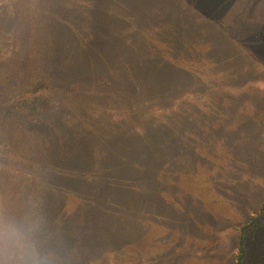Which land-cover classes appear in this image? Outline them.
I'll return each mask as SVG.
<instances>
[{"label":"rangeland","instance_id":"1","mask_svg":"<svg viewBox=\"0 0 264 264\" xmlns=\"http://www.w3.org/2000/svg\"><path fill=\"white\" fill-rule=\"evenodd\" d=\"M46 1L48 5L45 7ZM73 1L76 3L69 4L74 10L68 6V0H24L17 5L13 20L6 10L0 13V36L10 29L22 33L19 38L22 54L15 57L19 59L18 68L26 61L28 68L24 70H34L36 66L30 61L33 53L37 54L41 64L37 67L43 72H52L47 68L49 65L56 70L53 59L63 60L60 55L64 63H70L71 56H76L72 58L73 62L80 64L97 63V75L92 77L91 83L99 89L122 90L125 94L121 93L119 97L122 101L125 99L127 105L125 116H131L132 110L141 114L145 106L138 102L139 98L135 99V95L140 96L141 88L133 85L130 90L121 80L104 73L106 66L95 56L102 53L97 39L105 35L101 27L104 20L98 12L101 13L103 5L105 10H111L112 0H96L97 25L90 20L83 22V33L90 34L88 41L57 25L61 18L73 21L70 13L81 7V3L86 6V0ZM121 2L134 13L135 0ZM39 10H43L40 13L43 22L46 13L51 17L41 30L35 29L31 34L34 23L28 15L34 13L31 16L38 20ZM152 10L154 20L149 21L150 31L165 46L158 50L144 46L133 64L137 72L148 64H158L173 69V73L163 69L159 84L162 97L152 95L149 99L153 103L160 98L166 100L175 91H180L185 98L188 97L185 91H189L190 95L204 96L206 101L194 104L190 101L181 107L174 115L176 122L158 127L161 136L171 131L169 135L163 137L162 142L150 144L153 152L149 153L146 145L145 153L139 155L143 163L148 166L157 164L163 170L160 173L149 171L150 180L162 179L164 185L161 189L175 195L177 204L169 210L164 207L157 212L159 204L163 203L150 200L148 195L153 191L148 181L144 187L141 184L143 189L137 190V203L133 205L131 196H123L127 204L124 213L128 218H122L125 222L120 223L122 231L117 236L121 244L127 245L132 234L142 228L139 221L149 212L146 211L149 206L160 218H152L153 223L146 224V234L138 236L141 247L131 243L133 264L138 259L142 264H234L233 250L239 243L236 229H241L264 203V0H154ZM126 26L129 31H134L131 25ZM161 26L162 30L155 31L154 27ZM114 30L110 27L111 33ZM30 35H36V38L29 42ZM9 58L10 62L4 64L9 65L14 75V56ZM83 76L80 78H85ZM36 106L40 112H31L32 104H26L22 109L15 108L12 113L18 116L20 125L25 124L24 128L34 126L32 122L38 117L44 121L46 125L41 124L38 131L45 130L52 160L56 163L73 160L76 152L77 156L84 154L82 158L97 172L98 164L111 165L110 161L97 162V156L115 155V142L146 144L152 141L147 134L148 122L132 128L130 119L122 117L119 105L107 97L81 94L61 101H42ZM53 108L64 112L59 124ZM132 130L146 131L147 136L142 138L143 141H137L130 134ZM107 142L113 144L107 147ZM91 189H85V193L89 194ZM92 190H96L93 193L98 196L97 186ZM72 201L75 199H70ZM248 203L249 206H245ZM97 210L99 205L92 209L93 214L103 218ZM164 214L170 216L165 219ZM109 219L112 220L106 218L104 223ZM102 234L105 233L100 231L95 236L86 233L83 242L88 245L92 239L98 241ZM96 255L97 264H103L102 256ZM83 256L81 250L79 258Z\"/></svg>","mask_w":264,"mask_h":264},{"label":"trees","instance_id":"2","mask_svg":"<svg viewBox=\"0 0 264 264\" xmlns=\"http://www.w3.org/2000/svg\"><path fill=\"white\" fill-rule=\"evenodd\" d=\"M23 1L0 0V13L6 10L9 18L13 20L17 15V5ZM69 2H76L68 0V6L73 8ZM111 2V10H105L103 5L101 13L98 12L104 20L101 27L105 35L97 39V46L99 42L101 43L102 53H97L95 56L103 66H106L103 68L104 73L108 72L110 76L121 80L130 90L133 89V85L141 88L140 96H134L145 106L141 114L132 110L131 116H125L127 105L125 99L122 101L119 97L123 93L122 90L99 89L91 83L92 77L97 75V63L96 65L93 62L80 64L74 61V63L73 59L76 56H71L70 63H64V58L60 55L63 60L53 59L57 65L56 70L54 66L49 65L47 68H51L52 72L47 70L43 72L41 67H37L41 65L37 54L33 53L30 61L36 67L34 70L26 71L24 69L28 68V63L25 61L24 66L18 68L19 59L15 58L22 54V41L19 39L22 33H15L10 29L0 36V232L3 234V239L0 240V264H36L37 261L40 264H97V253L99 258L102 256L103 264H133L134 248L131 243L141 247L142 241L138 236L146 234L144 233L148 226L146 224L153 223L152 218H160L156 213L162 208L167 207L165 210H169L177 204L178 199L175 195H170L161 189L164 185L162 179L157 177L150 180L149 171L160 173L163 170L157 164L148 166L143 163L139 155L145 151L146 145L149 148L150 144L162 142V138L169 135L171 131L161 136L158 127L168 126L172 121L176 122L175 116L181 107L188 105L190 101L193 102L192 104L203 103L206 98L202 95L200 97L190 95L189 91H185L188 97L184 98L180 91H175L166 100L160 98L153 103V100L149 99L152 95L162 97L163 91L159 84L163 69L173 73V69L158 64H148L137 72L133 64L140 50L145 49L144 46L156 50L165 46V43L150 31L149 21L154 20L151 17L154 0H135L134 13L121 0ZM84 3L86 6L81 3L79 7L81 9L78 8L70 13L73 14L71 17L73 21L61 18L58 19L57 25L64 29L68 28L73 36L77 35L81 40L88 41L90 34L85 35L81 26L86 20L97 25L95 18L97 2L86 0ZM47 5L46 1L45 7ZM42 11L37 12L38 20L31 16L34 13L28 15L30 21L34 23L31 34L35 29L41 30L51 17L46 13L43 22L40 14ZM128 24L134 31H129L126 26ZM110 27L111 30L115 29L114 32L111 33ZM154 29L162 30V26ZM36 35H30L27 41H32ZM12 56L16 70L14 75L9 65L4 64L10 62L9 57ZM13 64L11 60V65ZM83 74L86 79L80 78ZM204 92L200 93L204 94ZM81 94L89 97L98 95L100 98L107 97L114 100L123 113L122 117L126 120L130 119L132 128L141 127L148 122L147 134L152 141L146 144L115 142L117 146L115 155L97 156V162L110 161L111 165L103 166L97 163L96 172L94 166L83 159L84 154L82 158L75 152L76 157L73 160H66L63 164L53 161L45 130L38 131L41 124L46 125L44 121L38 117L32 122L34 126L24 128L25 124L20 125V119L12 113L15 108L22 109L26 104H32L30 111L37 113L41 110L38 111L36 104L42 101H61ZM145 96H148V99ZM53 110L58 115L59 124L64 112L60 108ZM34 116L37 117V114ZM140 116L142 118L139 119ZM130 134L137 141H143L142 138L147 136L146 131L142 130H132ZM111 144L113 142H107V147ZM152 150L149 148L148 152L151 153ZM106 151L111 152L108 148ZM125 155L131 156L132 159H128ZM153 166L154 168L151 169ZM147 181L153 191L148 195L150 200H158V204L160 202L163 204H159L156 213L147 206L149 210L146 211L149 212L143 214L139 221L142 228L132 234L133 237L127 240V245L121 244L117 236L122 231L119 225L125 222L122 218L124 220L128 218L124 213L127 205L124 197L131 196L134 199L132 204L137 203V190H141ZM96 186L98 196L93 193L96 190H92ZM88 188L92 189L86 194ZM73 198L75 201L70 202ZM195 198L203 205L198 197ZM150 200L147 199L148 204L151 203ZM97 205L100 211L99 213L97 210V213L103 218L93 214L92 209L97 208ZM247 205L249 206V203L245 206ZM165 216L166 214H164L165 219L169 217ZM106 218L112 220L109 219L104 223ZM240 228L236 229L239 243L237 249L233 250L234 264H264V203ZM104 229L106 232L103 231ZM100 231L105 234L99 235L98 241L92 239L88 245L83 242L84 234L89 233L91 236L94 233L95 236ZM20 238L27 245L23 250L15 243ZM81 250L84 256L79 258ZM134 263L142 264V261L138 259Z\"/></svg>","mask_w":264,"mask_h":264},{"label":"clouds","instance_id":"3","mask_svg":"<svg viewBox=\"0 0 264 264\" xmlns=\"http://www.w3.org/2000/svg\"><path fill=\"white\" fill-rule=\"evenodd\" d=\"M2 239H3V234H2V232H0V240H2ZM15 243L17 244V246H18L21 250L25 249L26 246H27V245H26V242H25L22 238L17 239V240L15 241ZM36 264H40V262L37 261Z\"/></svg>","mask_w":264,"mask_h":264}]
</instances>
